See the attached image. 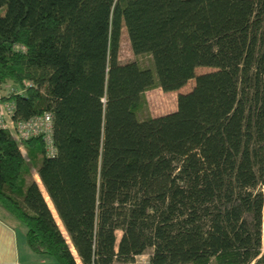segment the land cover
<instances>
[{"label": "trees", "instance_id": "obj_1", "mask_svg": "<svg viewBox=\"0 0 264 264\" xmlns=\"http://www.w3.org/2000/svg\"><path fill=\"white\" fill-rule=\"evenodd\" d=\"M123 28L152 68L119 61ZM190 79L138 117L147 90ZM8 82L14 119L52 114L51 156L0 127V207L33 252L264 264V0H0Z\"/></svg>", "mask_w": 264, "mask_h": 264}, {"label": "rangeland", "instance_id": "obj_2", "mask_svg": "<svg viewBox=\"0 0 264 264\" xmlns=\"http://www.w3.org/2000/svg\"><path fill=\"white\" fill-rule=\"evenodd\" d=\"M118 59L121 63H124L127 61H136L141 67L152 68V59L149 54L147 53L135 54L132 51L125 28L122 29L121 35H120ZM211 70H213L211 67L200 66L195 69V75L208 72ZM193 85H194V79H190L182 88H180V90H178V92H170V91L165 92V91H162L159 87H154V88L147 90L145 92L146 104L145 106H143L142 109L138 111L137 113L138 117L144 118L151 114L160 115V114L172 111V109L175 108L176 106L177 93L188 92L193 87ZM11 91H13V87H12V84L9 82L5 85L0 86V96L6 95L10 93ZM33 174H34V179L39 183V187L43 195H45V191L39 181L38 176L35 173ZM48 204L51 207V204L49 201H48ZM56 220L58 221L57 218ZM15 222L17 221L15 220ZM21 227L23 226L21 225V226L16 227V247L19 252V262L15 263L14 261L12 263H9L7 262V259L5 257L4 264H58V262L53 257L47 254H37V253L34 254L32 250L31 251L33 253L27 252L29 253V257H28L25 252V247L29 251H30V248H28L26 244L24 230ZM120 234L121 232L117 231L118 238L120 237ZM151 252H152V249L147 248L142 254L134 256L133 260L130 262L115 261L113 264H150L149 256Z\"/></svg>", "mask_w": 264, "mask_h": 264}, {"label": "built area", "instance_id": "obj_3", "mask_svg": "<svg viewBox=\"0 0 264 264\" xmlns=\"http://www.w3.org/2000/svg\"><path fill=\"white\" fill-rule=\"evenodd\" d=\"M14 104L0 100V127L8 129L19 141L40 135L46 148V154L51 156L55 149L52 143V114L44 112L26 120L14 119Z\"/></svg>", "mask_w": 264, "mask_h": 264}, {"label": "crops", "instance_id": "obj_4", "mask_svg": "<svg viewBox=\"0 0 264 264\" xmlns=\"http://www.w3.org/2000/svg\"><path fill=\"white\" fill-rule=\"evenodd\" d=\"M178 90H180V89H178ZM178 90L170 91V92H178ZM175 109H176V106H175V108L172 109V111H174ZM169 112H171V111H169ZM166 113H168V112H166ZM163 114H165V113H163ZM151 116H157V115L151 114ZM17 222H15V219L11 215H9L2 207H0V264H4V258L5 257L7 259V262H9V263H12L14 261H15V263L19 262V252H18V249L16 247V227L21 226V224L19 222L18 223ZM21 228L24 230V234H25V228L24 227H21ZM25 252H26L27 256L29 257V253H31L32 251H31V249L29 251L25 247ZM27 252H29V253H27ZM34 254H35V252H34ZM33 259H34V257H33ZM47 260H49V259H47Z\"/></svg>", "mask_w": 264, "mask_h": 264}, {"label": "water", "instance_id": "obj_5", "mask_svg": "<svg viewBox=\"0 0 264 264\" xmlns=\"http://www.w3.org/2000/svg\"><path fill=\"white\" fill-rule=\"evenodd\" d=\"M57 216V215H56Z\"/></svg>", "mask_w": 264, "mask_h": 264}]
</instances>
